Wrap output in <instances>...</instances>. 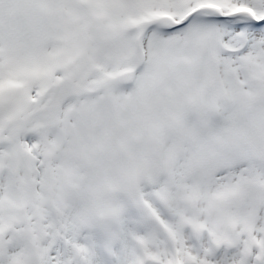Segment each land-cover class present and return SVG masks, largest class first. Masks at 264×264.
<instances>
[{
    "label": "snow or ice",
    "instance_id": "6c2138e0",
    "mask_svg": "<svg viewBox=\"0 0 264 264\" xmlns=\"http://www.w3.org/2000/svg\"><path fill=\"white\" fill-rule=\"evenodd\" d=\"M0 264H264V0H0Z\"/></svg>",
    "mask_w": 264,
    "mask_h": 264
}]
</instances>
